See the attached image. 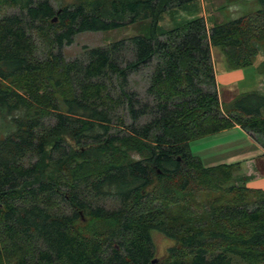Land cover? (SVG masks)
<instances>
[{
	"label": "trees",
	"instance_id": "16d2710c",
	"mask_svg": "<svg viewBox=\"0 0 264 264\" xmlns=\"http://www.w3.org/2000/svg\"><path fill=\"white\" fill-rule=\"evenodd\" d=\"M187 1L0 0V264H264V191L187 148L233 125L264 136V95L220 105L210 53L252 66L264 0L208 30L198 17L155 35L159 14ZM144 20L147 38L64 59L77 34ZM199 190L231 202L208 220L172 212ZM153 234L169 242L160 258Z\"/></svg>",
	"mask_w": 264,
	"mask_h": 264
},
{
	"label": "rangeland",
	"instance_id": "374dc122",
	"mask_svg": "<svg viewBox=\"0 0 264 264\" xmlns=\"http://www.w3.org/2000/svg\"><path fill=\"white\" fill-rule=\"evenodd\" d=\"M53 5L58 3L62 4H76V3H88L91 0H50ZM258 8V4L256 0H189L183 5H180L177 8L171 9L166 12H162L159 14L156 20L155 27V35L161 36L166 32L173 30L175 28L181 27L187 21L201 17L204 20L205 28L208 30L212 25L218 24L221 21L233 20L242 15H250ZM7 13V12H6ZM149 20L139 21L131 25H126L114 30L106 31V32H83L77 34L73 38L72 44L63 47L62 53L64 59L70 60L79 56L82 52L83 48H93V47H103L110 42L127 39L133 36H141L147 38L149 35ZM255 50L257 51L255 63L245 68L249 73L247 80L244 82L248 87L243 84L236 87L233 92L232 98L235 96L242 94V91H252L255 90V86L258 82L257 79L261 76V67L264 64V49L255 43H252ZM212 61L216 65V69L219 70L224 66V58L220 53L218 48H212ZM256 66L258 70L256 69ZM228 100V95L221 90V96H219L218 102L220 105H225L230 102L232 99ZM264 117V114L261 116ZM250 137H252L259 144H264V136L258 134H251L247 132ZM195 138L191 142H187V148L189 154L200 161V157L203 162L206 164L218 160L209 158H220L219 154L223 152L224 149L212 150L214 147H217L216 144L225 143L228 139L234 138L233 135H217L216 137H210L207 139ZM236 139V138H235ZM195 141V142H194ZM214 146L210 150V146ZM229 148V147H228ZM227 149V148H226ZM200 156V157H199ZM220 156V157H219ZM223 158V157H222ZM34 158H29V163H33ZM201 162V161H200ZM222 164V162H220ZM26 164V163H25ZM221 164H213V165H221ZM236 163L232 164L235 165ZM230 165V164H223ZM201 166L203 168H207L201 162ZM233 182V181H232ZM226 202H231V197L226 195L224 192H216V191H197L192 195H189L186 199V202L183 206H179L177 208H172V212H176L179 210L182 211H191L196 213L203 218H211L213 214L216 213V207H220ZM108 207H105L107 209ZM215 212V213H214ZM153 242L155 244V254L154 257L160 258L163 254L164 249L169 244V242L164 239L159 234H153Z\"/></svg>",
	"mask_w": 264,
	"mask_h": 264
},
{
	"label": "crops",
	"instance_id": "0c3cea01",
	"mask_svg": "<svg viewBox=\"0 0 264 264\" xmlns=\"http://www.w3.org/2000/svg\"><path fill=\"white\" fill-rule=\"evenodd\" d=\"M210 53L212 54V49L210 50ZM222 61H224V59ZM212 66L218 99L219 96H221V90L228 95L229 100L230 98H232L233 92L237 86L243 84L244 86L248 87V85L244 83L249 75V73L246 72V69H229L225 61L224 66H221L222 68H220L219 70L216 69V65L213 61ZM257 80L258 82L255 86L256 89L252 91H256L259 94L264 95V79L262 75ZM242 92L245 93L249 91ZM261 114H264V109L261 111ZM217 135H233L234 138L228 139V141L225 143L216 144L218 145L217 147H214L216 145L210 146L209 151L215 149H218V151H220V149H224L223 152L219 154L223 158L220 156V158L207 157V160H218L206 164L199 156V159L204 164V166L210 168L217 166L213 164H221L220 162H222V164L230 165L236 163L238 165V168L233 176L235 181H237L239 184L244 185L246 188L264 191V149L252 137H250V135L246 131H244L237 125H233L230 128L203 136L200 139L216 137ZM192 140L188 142H191Z\"/></svg>",
	"mask_w": 264,
	"mask_h": 264
}]
</instances>
